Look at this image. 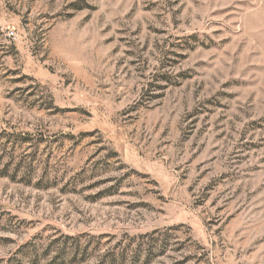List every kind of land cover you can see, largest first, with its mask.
Returning <instances> with one entry per match:
<instances>
[{"label":"rangeland","instance_id":"1","mask_svg":"<svg viewBox=\"0 0 264 264\" xmlns=\"http://www.w3.org/2000/svg\"><path fill=\"white\" fill-rule=\"evenodd\" d=\"M0 264H264V0H0Z\"/></svg>","mask_w":264,"mask_h":264}]
</instances>
